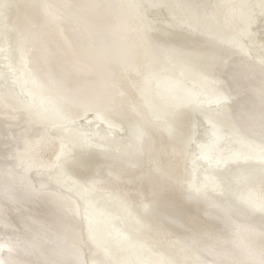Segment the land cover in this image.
<instances>
[{
	"label": "bare ground",
	"instance_id": "6f19581e",
	"mask_svg": "<svg viewBox=\"0 0 264 264\" xmlns=\"http://www.w3.org/2000/svg\"><path fill=\"white\" fill-rule=\"evenodd\" d=\"M81 1L86 2L73 9V3H79L78 0H35L36 4L25 15L26 9L23 6H17L13 0H0V25L5 34L15 28L12 39L16 44L18 56L13 57L12 65L20 74L14 84L20 92L31 98L20 121L22 117L16 118L20 113L16 116L11 114L20 105L12 101L8 104L0 97V120H6L13 132L14 142L21 136H27L33 129L38 132L35 137H27L30 143L25 146V152L31 151L33 154L31 159H26L27 154L25 159L23 158L25 163L28 162L25 168L21 169V165L16 168L23 154H17L18 150L13 151V165H0V225L6 221L13 227L9 226L13 235L9 238L3 236V243H0V264H85V252L90 247L85 234L82 236L80 230L79 205L82 192L88 187L99 189V195L105 194V191L116 194V198L109 202L106 199L94 201V205H98L96 208L102 209L101 213L96 214H110L116 206H121V201H128L127 212L132 214L133 219L129 223L131 225L136 222L140 226L139 231L127 232L124 229L121 235H116L118 240L112 243L113 245L109 244L110 247H107L108 250L103 255L105 260L106 257L110 260L112 258L113 263L108 261L109 258L106 260L109 264H133L130 261L135 253L133 250H130V253L124 252L121 248L122 242L129 244L132 240L129 248H135L145 237L151 238L155 235L158 241L156 243L163 245L167 235L178 232V228L181 235L188 236V239L189 235L198 233L205 249L190 245L189 256L186 253L181 255V251L177 255L171 249L173 243L171 247L166 245L172 255V262L169 264H264V224L261 221L264 218L263 174L252 169L250 174L244 176V181L240 182L247 184L243 195L245 208L242 209L248 217V225L240 224L237 220L233 222L227 214V209L220 205L203 217L199 214L202 206L199 207L197 198L193 197L185 205L181 202L182 184L187 174L184 167L188 142L191 139L189 136L193 132L195 115L201 108L198 106L199 94L206 95L214 102L230 98L231 93L224 87L225 77L218 73L221 69L211 64L217 53L224 55L220 63L223 67L231 55H234L235 46L232 44L237 40L229 42L228 45L223 41L235 29L238 13L246 12L245 5L240 6L238 0H213L215 7L213 6L214 10L209 13L205 0H175L176 4L180 2V10H183L189 23L201 36L209 34L216 36L217 40L203 46L201 43H193L183 49H173L168 56H164L154 52L147 27L133 14V7L137 8L138 2ZM198 5L202 7L197 9ZM58 8L67 10L64 18L76 24V29L69 32L70 36L64 34L65 26L61 25V18L56 15ZM202 19L205 21L204 25ZM52 30L61 36L59 46L53 42L54 39L50 41ZM42 34L47 38L39 42L38 36ZM73 37L76 39V45L73 43ZM194 41L197 42L195 39ZM28 48L29 51H26ZM238 62L251 67V71H243L240 76L239 87L245 90L243 95L250 94L252 97L254 94L256 100V94L263 97L264 84L261 81L264 79V69L261 68L259 80H256V75L252 74L256 68L254 62L248 59H239ZM61 66H64L63 69ZM163 66L166 69L162 70ZM26 67L30 68L31 75ZM187 67L192 69L191 74ZM155 79L160 82L157 87L153 85ZM259 84L263 85V88H258ZM63 85H71L74 90L69 94L68 86L59 89V86ZM6 94L9 93L6 91ZM257 104V111L250 113L245 120L239 117L236 121L239 138L253 150L254 146L249 142L251 138L255 143H264V100ZM89 111H95L98 118L109 126L117 127L120 122L129 120V128L138 133L137 148L126 150L125 159L103 167L99 175L93 178V183L88 180L92 175L85 178L83 176L90 167L87 162L75 160L71 163L75 176L72 174V178L70 175V180L74 179V182H77L75 187H80L75 196L63 193L58 185L52 186V183L53 189L42 190L48 188L49 183L43 182L40 175L50 172L52 168L54 169L51 171L54 172L58 166L54 158L62 159L68 155L66 143L74 142L69 133L58 137L50 134L47 128L57 124L65 125L77 118L80 120L79 118ZM218 118L219 116L212 117L215 126L225 128L227 123ZM247 137L250 139L247 140ZM34 138H37L36 141L32 140ZM42 141L45 145H41ZM60 148L63 149L61 152ZM259 149L264 151L263 147ZM96 155H99L98 152ZM82 157L86 159V155ZM6 158L9 161V157ZM38 169L40 170L36 171ZM58 171H61V168L57 173ZM33 172L35 177H32ZM124 179L133 180L135 184L130 187L134 189L127 190L129 183ZM116 201L120 204L114 207ZM139 201L148 204L146 210L135 208ZM89 208L91 209V206ZM97 217L99 216L91 219L93 226L101 222V217ZM253 217L255 220L259 218L256 221L258 225L251 224ZM54 224L56 229L53 230ZM93 226L89 227V231L94 229ZM199 226L204 227V233L199 231ZM68 233H72L70 238ZM225 235L230 236V241L224 240ZM28 243H31V248ZM114 246H118L122 252L116 255L112 253ZM30 250L34 252L36 260L33 259V254L29 256L30 253H27ZM158 251V248H150L147 254ZM114 257H118L117 261L113 260ZM139 264L152 263L144 260ZM157 264L162 263L159 261Z\"/></svg>",
	"mask_w": 264,
	"mask_h": 264
},
{
	"label": "rangeland",
	"instance_id": "374dc122",
	"mask_svg": "<svg viewBox=\"0 0 264 264\" xmlns=\"http://www.w3.org/2000/svg\"><path fill=\"white\" fill-rule=\"evenodd\" d=\"M13 1H14L13 3H15L17 6H23L24 9H26L24 11L25 15L28 14V11L36 4L35 0H13ZM128 1L130 3L132 1L138 2L137 8L133 7L134 9L133 14L134 15L136 14L139 21H141L147 27L148 37L153 45V48L155 50L154 52L157 54L168 56L173 49H177V48L183 49L192 46L193 43L194 44L201 43V45L203 46L204 44L215 43V40H217L216 36H212L209 34H205L204 36H201V33L195 30L196 28H194L189 23L183 10H180V6H179L180 2L176 4L175 0H128ZM205 1L207 3L206 6H209L207 7V9L209 10L210 13V11L214 10L215 3L213 2V0H209V1L205 0ZM78 2L79 3L77 2L73 3L72 6L73 9L80 7V5L82 4H85L84 2L86 1L78 0ZM238 3L240 6L245 5L244 6L245 10L246 12L248 11V13L246 12H241L242 14L238 13L235 29L232 30L231 34H228V36L225 37L224 40L225 42L223 41V43L226 45H228L229 42L233 40L238 41V42L234 41L236 43L232 44L233 46H235V48L233 49L234 55H231V58L227 60L226 62L227 64L223 67V65H220V63L224 59V55H219V53H217L214 56V59L211 64V66L214 64L213 67L218 66V69L219 68L221 69V71L219 70L218 73L220 72L219 75L225 77V78L223 77L224 80L226 81L224 83L225 84L224 87H226L229 93H231V96L229 99L223 100L222 102H216V101L214 102L209 100L206 95L202 93L199 94L200 104H198V106L201 108L195 115V122L193 123L192 126L193 132L189 136V138L191 139H189L188 142V147L186 151L187 159L184 167L185 168L184 170L186 171L187 174L182 184L181 202L183 205H185L189 203V201H191L193 197L195 199L197 198L198 199L197 201H199L200 203L199 207L202 206L201 207L202 209L200 208L199 210L200 211L199 214L202 215L203 217L206 216L208 211L213 210L217 205H220L221 207H224L225 210L227 209L226 210L227 214L233 220V222L237 220L236 222L246 225L248 217L245 216L242 208H245L243 195L246 191L247 184L246 183L240 184V182L244 181L245 179L244 176L247 175L248 173L250 174L252 169L258 171L259 174L264 175V151H260L261 148L259 149V147L264 148V143L263 144L259 142L255 143L256 141H253L254 139L251 138V140H249L250 137H247L246 139L249 140L250 144L254 146V150L247 144H243L244 143L243 140L239 138L237 133L239 129L236 121L237 119L238 120L240 119L239 117L244 119L247 116H249L250 113L257 111V105H258L257 103L258 102L261 103V101L264 100L263 98L264 93L262 92L263 97H261L260 94L255 93L257 100L253 96L254 94L252 95V97L250 94L243 95L245 90L239 87L240 84L239 80L241 79L240 76L243 71L244 72L251 71V67L248 64L242 65L238 61L239 59H248V61L254 62L256 68L254 69L252 74H255L257 78L256 80H259L258 79L259 71L261 70V68L264 69V0H238ZM210 4H212V6ZM200 7L202 6L198 5L196 8L199 9ZM63 9L62 8L56 9V15L58 14L59 16L58 15L57 16L61 18V25L65 26L64 34H68L70 36L69 32L76 29V24L72 20L71 22H68L64 18L63 15L67 13V10L65 9L63 10ZM130 13L132 14V12ZM201 21H202V25H204L205 24L204 19H202ZM98 28L102 30L100 26H98ZM13 32L15 33V28H13V30L5 34L6 32L0 25V97L2 101L8 104L15 102L18 103V105H20L21 110H19L20 107L18 106V109L15 108L13 113H11L12 109H10L9 113L13 114L14 116H16L17 113L18 114L20 113L21 115L20 114L17 115L16 118L19 119L22 117L21 119H19L21 121L23 119L24 113L26 112L25 110L27 109V107L25 106L29 104L31 98L29 95L20 92L19 89L14 84V81L16 77L20 74V71L14 68V66L12 65L13 57L18 56V53L16 51V44L12 39ZM40 36H38L37 39L38 41L40 40L39 42L47 38L46 35L44 36V34ZM51 39L50 41H53L54 39L53 42L56 44V46H59L58 42L59 39H61V36L59 37V34L54 30H52ZM194 39L197 40V42H195ZM73 41H74L73 43L76 45L77 42L74 37H73ZM29 49L30 48H28V50L26 51H29ZM18 59L20 60L21 58ZM15 65H17V63H15ZM63 67L61 66L60 68L63 69ZM188 68L189 67H187V71L188 72L190 71L191 74L192 69L190 68L188 69ZM26 69H28L27 71L28 74L31 75L32 72L30 71V68L26 67ZM164 69L166 68L163 66L162 70ZM164 74L166 75V73ZM151 78H153V74L151 75ZM59 80H61V78H59ZM99 81L101 82L102 78H100ZM261 82L262 84H264V79ZM159 83L160 82L158 80L156 79L153 80V85L155 87H157ZM67 86L68 85L59 86V89L61 87L67 88ZM262 86L260 84L257 85L258 88H263L264 86L263 87ZM73 90H74L73 86L69 85L67 88V92L71 94V91ZM6 91L9 93L8 95L6 94ZM6 99L7 101H5ZM22 107L24 109H22ZM16 110L17 112H15ZM18 110L20 112H18ZM217 115L219 116L218 118L219 120L225 121L227 123V126L225 128L224 127L219 128L215 126L212 117L213 116L218 117ZM98 117L99 116L95 111H89L85 113L83 116H81L79 118L80 120H77L78 119L77 118L74 119L73 122L66 123L67 125L57 124L56 125L57 127L54 125V127L47 128L48 129L47 131L48 132L50 131L49 132L50 134L58 137L63 136L66 133L67 134L69 133L70 139H72L74 142L66 143L67 144L66 149L69 150V152L67 153L68 155H66L64 158L62 157V159H60L61 157L54 158V161H56L59 166L58 167L55 164V166H57L55 170L56 173L55 171L52 172L54 169L52 168L51 169L52 171L50 170V172L42 173L40 175L41 178H43L42 180H44L43 182L49 183L48 188L42 190L45 191L48 189L49 190L53 189V187H51V183H52V186L58 185V188H61V191L63 193L70 196H75L77 191H79L78 189H80V187L78 188L75 187L76 185L75 183L77 182H74V179L70 180V178L74 175L72 173L73 166L71 165L73 164V162H75V160L76 161L84 160L85 162H87V164L90 165L89 168L91 171H89L88 168L86 172L87 174L85 173L83 176L85 178L88 175H92L88 180L89 182L92 180L91 183H93L94 180L93 178L99 175V172L103 169V167L115 161L125 159L127 155L126 150H133L137 148L139 142L138 133L135 130L129 128V124H131L129 120H124L123 122H120L116 127V126L106 125L105 122L100 120ZM9 131L12 134H10ZM32 134L35 135L32 136ZM36 134H38L37 129H33L28 134L29 136L28 135L21 136V138L20 137L18 138L17 142L16 141L14 142V140L12 141V139L14 138L13 132L8 126V124H6V120L3 121L0 120V135H1L0 165H4V166H6L5 164H8L7 166L13 165L14 164L13 151L18 150L17 154L20 153L23 154L21 157V162L17 164L16 168H18L20 165H21V169L25 168V166L28 163L27 161L26 163L24 162L26 154H27L26 159L27 158L31 159L33 154L31 151L25 152V146H28V144L30 143V140H28L27 137H35L37 136ZM8 137L11 139H9ZM36 139L34 138L32 140L36 141ZM41 145H45V143H43L42 141ZM62 150L60 148L59 151L61 152ZM93 150L95 153L93 152ZM96 151L98 152L99 155H96L97 154ZM83 155H86V159H83L82 157ZM6 157H9V161L8 158ZM22 160L24 163L22 162ZM21 163H23L24 166ZM60 168L61 171L63 172L58 171L57 173V170H60ZM39 170L40 169L36 171ZM35 172H33L32 177L36 176V175L34 176ZM51 174L52 175L55 174V175L52 176ZM42 176H44L45 178ZM74 176L72 178H74ZM224 179H226V181H224ZM230 179H232V181ZM124 181L129 183V185H127L129 186L127 190L131 188L134 189V187H130V186H134L135 184L133 180L124 179ZM0 184H2V180L0 181ZM98 190L99 189H96L95 187L93 188L88 187L87 190L85 189V192H82V198L80 199V205H79V215L81 219L80 230L83 231V232L81 231L82 236L85 234V238L90 247L88 251L86 250L85 252V264H109L110 262L108 263V261H112V258L110 260V258L108 257L109 258L108 260V258L106 257V260H108L106 261L103 255L105 251L108 250L107 247H110V245H113L112 243H116L115 241L118 240L116 238L117 237L116 235H121L124 229L127 232H132V231L136 232L139 231L140 228V226L136 222H134L131 225L129 223L130 220L133 221V219H131L132 214L127 212L126 207L127 204H129L127 200L126 201L128 203L125 201H121L120 202L121 204L116 201L114 207L118 204H120L121 206L119 205L116 206V208L118 207L119 209L114 208L113 211L110 213L111 215L109 213L108 214L105 213L104 215L96 214L98 212L101 213L102 210L101 208H96L98 206L97 204L94 205V203L98 201V199H103V200L106 199L107 202H109L112 199L114 200L116 198V194L113 192H109V191L104 192L102 190L106 195L105 194L99 195ZM85 195L87 197L86 199H85ZM122 203H123V207H122ZM236 203L237 206H235ZM102 205L106 206L105 204ZM147 205L148 204L146 202L139 201L138 203H136L135 208L138 210L139 209L146 210ZM89 206H91V209L89 208ZM116 210L117 212L118 211L120 212L118 213L114 212ZM112 213L114 214V216ZM94 215L101 217L102 223L99 221L98 225L96 223L93 226L92 224L93 220L91 221V219L95 218ZM112 216L113 218H111ZM16 217L18 218L19 216ZM258 220L259 218L255 220V217H253L251 219L252 221L251 224L258 225V223H256V221ZM261 221L262 224H264V218L261 219ZM2 225H0V243H3L4 240L3 236L5 238H9L11 235H13V233L11 232L12 231L11 228L13 227H11L10 224L6 223L5 221L4 223H2ZM91 226H93L94 229L89 231V227ZM3 227H7V228H3ZM199 227H200L198 228L199 231L201 233L203 231L204 233L205 232L204 227L201 226ZM54 228L56 229L55 224L53 225V230ZM23 229L24 228H22V230ZM177 231L178 232L175 231L171 232L173 234L171 233L168 234L167 238L169 239V237L173 235L171 237L172 239L170 238L169 241H165L167 240V238L166 239L164 238L165 240H163L162 242L163 245L157 244L156 242L158 241H156V236L153 235L151 236L152 239L149 237H145L144 239L145 241L144 240L140 241L138 246L135 245L136 246L135 248L132 247L129 248L132 240H130L129 244L126 241L122 242L121 248L126 253L127 252L130 253V250L134 251L135 255H132V257L130 255L132 259L130 262H133V264H139V262H142L144 260H149L151 261L152 264H157V262L159 261H161L162 264L171 263L172 255L170 251H168L169 249L167 247H171L170 245H172V243L174 247L172 246L171 249H173V251L177 255L181 251V255L186 253V255L189 256L190 254H188V251L190 245L196 248L199 247V249L201 250L205 249L202 242L203 240H201L202 238H200L198 233L196 234V232L193 231L194 233L193 232H192L193 234L190 233L192 235H189V239H188V236L184 237L181 235L182 233L179 231V228L177 229ZM215 231L216 233H219L218 230ZM55 232H57V230ZM68 234H70L69 235L70 238L72 233H68ZM94 234L97 235L96 238ZM88 235L90 237H88ZM99 235L102 237V239ZM229 239L230 236L225 235L224 240L225 241L227 240L228 242L230 241ZM185 241L188 244H186ZM30 244L31 243H28L29 247L31 246ZM154 244H156V246ZM114 245H119V244H114ZM148 245L149 247H147ZM175 245L178 247L176 248ZM93 246H95V248ZM163 246H165V248ZM116 247H115L116 249L114 248L115 250L113 249L112 251V253H114L115 255L116 253L118 254L119 252H122V250H120L118 246ZM150 248L153 250L158 248V250L160 251H158V253L151 252V254H147L148 249ZM32 250L27 252L28 254L30 253L29 256L34 253ZM206 251L209 252L208 249ZM157 257H159V261H157ZM117 258L114 257L113 260L117 261ZM33 259L36 260L34 254H33ZM34 260L31 259V261ZM111 263H113V261Z\"/></svg>",
	"mask_w": 264,
	"mask_h": 264
}]
</instances>
